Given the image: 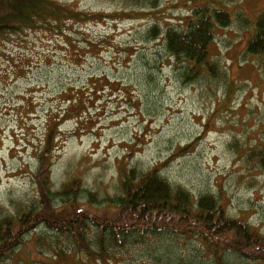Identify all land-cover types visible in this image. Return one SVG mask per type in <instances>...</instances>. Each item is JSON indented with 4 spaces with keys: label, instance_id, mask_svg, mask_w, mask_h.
<instances>
[{
    "label": "rangeland",
    "instance_id": "rangeland-1",
    "mask_svg": "<svg viewBox=\"0 0 264 264\" xmlns=\"http://www.w3.org/2000/svg\"><path fill=\"white\" fill-rule=\"evenodd\" d=\"M56 1L94 16L70 21L62 37L29 33L0 46V218L35 197L40 156L48 160L51 188L68 186L67 198L79 195L82 209L98 211L102 198L120 196L122 170L159 166L171 186L193 197L219 196L229 218L246 219L264 235V172L250 157L264 146V71L245 52L264 0ZM196 6L234 15L229 27H214L208 47L216 79H187L181 61L148 35L154 26L183 25ZM92 80L95 89H109L92 96ZM46 127L56 134L53 157L35 153ZM35 222L0 264H97ZM188 237L162 233L110 249L113 264H145L164 249L183 257L203 250ZM225 260L252 264L234 255Z\"/></svg>",
    "mask_w": 264,
    "mask_h": 264
},
{
    "label": "trees",
    "instance_id": "trees-1",
    "mask_svg": "<svg viewBox=\"0 0 264 264\" xmlns=\"http://www.w3.org/2000/svg\"><path fill=\"white\" fill-rule=\"evenodd\" d=\"M128 1L139 3L148 0ZM93 16L82 14L56 0H0V46L29 33L62 37L67 23L92 19ZM233 20L234 15L224 7L196 6L185 24L182 21L183 25L178 28L167 26L163 31L154 26L148 35L151 39H160L167 54L181 61L187 79L195 80L203 74L216 79L218 68L215 62L210 61L208 47L214 40V27L227 28ZM251 24L253 33L245 52L260 59L259 69L264 71V10ZM97 83L94 80L89 83L92 96L109 89V84H105L99 91L95 89ZM66 101L69 105L77 103L74 98ZM55 138V132L51 134V129L46 127L35 153H49L50 157L57 146ZM43 144L50 150L44 151L40 146ZM251 152L250 157L264 172V146ZM38 161L37 199L33 197L24 210H16L12 216L0 218V262L8 259L22 244L23 236L30 229L27 224L35 220V227L38 221V227L47 228L55 236L69 240L77 253L97 264H113L110 249L139 246L147 237L162 233L185 240H190L188 236L194 237L203 250L198 249L199 253L192 252L183 257L184 254L177 255L175 250L164 249L163 255L153 257L145 264H174V260L180 264H227L226 255H234L237 260L245 259L252 264H264V235L246 219L229 218L219 196L205 194L193 197L183 187L171 186L160 175L159 166L144 173L135 169L122 170L119 175L121 195L113 199L108 196L102 198L99 206L94 208H99L98 212L82 209L77 204L79 195L70 197L69 194L67 198L68 186L60 191L52 189L46 166L48 160L39 156ZM89 197L87 202L93 205L95 196L89 194Z\"/></svg>",
    "mask_w": 264,
    "mask_h": 264
}]
</instances>
